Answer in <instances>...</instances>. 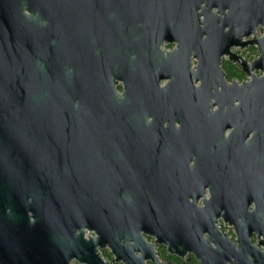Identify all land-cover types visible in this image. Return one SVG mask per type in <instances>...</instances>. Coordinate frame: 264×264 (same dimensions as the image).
<instances>
[{
	"label": "water",
	"instance_id": "water-1",
	"mask_svg": "<svg viewBox=\"0 0 264 264\" xmlns=\"http://www.w3.org/2000/svg\"><path fill=\"white\" fill-rule=\"evenodd\" d=\"M214 7L233 35L258 47L264 71V36L256 38L264 0H0V264H108L97 250L106 246L123 264H166L141 231L167 239L171 253L193 251L200 264H264V251L246 250L238 215L162 213L160 197L140 194L144 177L98 162L101 148L143 143L117 128L116 64L129 50L142 54L145 34L165 21L216 17ZM259 88L248 103L264 111V77ZM219 218L236 222V244ZM118 234L135 243H118Z\"/></svg>",
	"mask_w": 264,
	"mask_h": 264
},
{
	"label": "flooded vegetation",
	"instance_id": "flooded-vegetation-1",
	"mask_svg": "<svg viewBox=\"0 0 264 264\" xmlns=\"http://www.w3.org/2000/svg\"><path fill=\"white\" fill-rule=\"evenodd\" d=\"M212 12L216 17L165 21L161 31L145 34L142 54L129 50L125 62L116 64L117 128L143 134V143L101 148L98 162L117 165L118 174L120 166L144 177L140 194L160 197L162 213L191 215L210 207L214 213L238 215L250 233L246 250L264 251L259 245L264 239V111L261 102L248 103L260 97L264 71L255 67L260 51L247 44V36L233 35L229 23H221L225 14L218 8ZM263 36L259 26L256 38ZM234 224L219 218L216 226L236 244ZM141 234L154 244L161 263L201 262L193 251L171 253L167 239L157 242ZM116 241L135 243L126 234ZM97 250L108 264H123L107 246ZM248 252L244 257L252 260ZM72 264L79 263L73 259Z\"/></svg>",
	"mask_w": 264,
	"mask_h": 264
}]
</instances>
